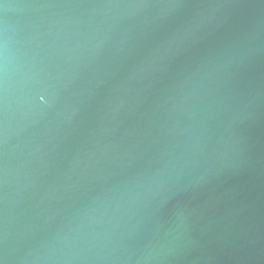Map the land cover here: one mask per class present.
<instances>
[{
	"label": "water",
	"instance_id": "1",
	"mask_svg": "<svg viewBox=\"0 0 264 264\" xmlns=\"http://www.w3.org/2000/svg\"><path fill=\"white\" fill-rule=\"evenodd\" d=\"M0 264H264V0H0Z\"/></svg>",
	"mask_w": 264,
	"mask_h": 264
}]
</instances>
